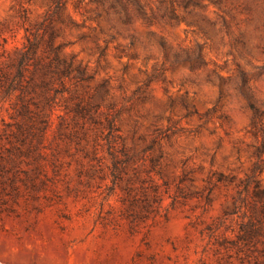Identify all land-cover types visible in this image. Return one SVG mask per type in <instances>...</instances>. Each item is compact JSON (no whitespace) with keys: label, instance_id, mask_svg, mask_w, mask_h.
Segmentation results:
<instances>
[{"label":"rangeland","instance_id":"rangeland-1","mask_svg":"<svg viewBox=\"0 0 264 264\" xmlns=\"http://www.w3.org/2000/svg\"><path fill=\"white\" fill-rule=\"evenodd\" d=\"M52 33L71 68L45 94L26 70L50 115L21 129L7 62ZM253 176L264 0H0V264H264Z\"/></svg>","mask_w":264,"mask_h":264},{"label":"trees","instance_id":"trees-1","mask_svg":"<svg viewBox=\"0 0 264 264\" xmlns=\"http://www.w3.org/2000/svg\"><path fill=\"white\" fill-rule=\"evenodd\" d=\"M55 33H52L50 40L48 41L47 50L41 51L42 38L38 35L32 34L26 35V42L21 49L16 50L15 56H10L7 62L8 69H15L16 74L11 76L6 75L7 81L11 78L8 85V90L19 89L21 91L20 99L23 101L22 105V120L20 128H32L37 120L44 122L45 124L49 121V115L41 116L37 114V117H31L30 106L25 101V93L29 91V88L24 84L26 70L34 69V75L31 76L29 85L36 90L37 88L43 89V94L50 93L52 84L54 81L66 76L71 68V63L67 62L65 58L61 56L62 46L55 45ZM62 67V68H61ZM39 73V74H38ZM44 97L46 106H51L52 97ZM39 104V103H36ZM39 106V105H38ZM44 124V125H45ZM243 193L256 199L255 203H251L252 212L257 209V202L260 201V209L264 215V188L261 186L260 181L254 176L246 180L243 190H240V197L248 200V197H244ZM259 224H253L250 229L245 228L241 239L246 242H253L258 236H264V221L257 220Z\"/></svg>","mask_w":264,"mask_h":264}]
</instances>
